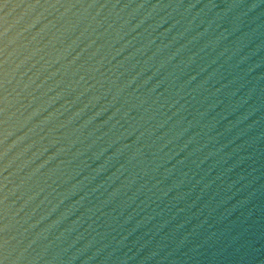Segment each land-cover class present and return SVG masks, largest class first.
<instances>
[{
  "label": "water",
  "instance_id": "obj_1",
  "mask_svg": "<svg viewBox=\"0 0 264 264\" xmlns=\"http://www.w3.org/2000/svg\"><path fill=\"white\" fill-rule=\"evenodd\" d=\"M0 264H264V0H0Z\"/></svg>",
  "mask_w": 264,
  "mask_h": 264
}]
</instances>
